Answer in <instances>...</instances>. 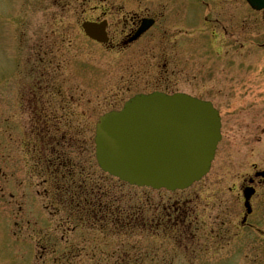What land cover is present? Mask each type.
Returning <instances> with one entry per match:
<instances>
[{
	"label": "rangeland",
	"instance_id": "1",
	"mask_svg": "<svg viewBox=\"0 0 264 264\" xmlns=\"http://www.w3.org/2000/svg\"><path fill=\"white\" fill-rule=\"evenodd\" d=\"M179 1L170 4L169 0H0L1 261L7 255L5 249L15 250L8 242L19 239L14 237L18 213L15 195L25 193L22 199L21 196L17 199L22 203L23 217L28 218L25 206L32 202V193L35 190L44 193L47 189L43 184L45 167L35 172L33 164L41 161L44 165L52 157L55 174L62 175L64 168L57 160L67 157L64 160L72 165L69 164L68 172L77 178L75 184L81 182L80 174L91 178L103 175L95 159L96 123L99 117L121 109L137 94L187 93L213 102L222 116L223 139L210 174L203 180L202 187L196 186L193 191L216 193L226 204L223 208L236 213L235 190L240 180L252 172L256 154L264 161V49L256 47L258 38L260 40L259 23L261 43H264V17L259 21L260 17L248 7L246 12L244 7H236L233 17L238 18L240 24L244 19L248 23L246 67L231 64L223 74L212 71L206 77H202L205 68L201 65H205V61L201 56L200 67L195 69L198 74L194 69L184 70L175 61L178 54L172 52L168 57L157 36L153 38L155 41L143 39L130 51L111 52L91 43L81 30L84 21L108 19L115 36L116 28L130 27L133 21L144 17L161 16L165 9L170 15H180L187 7L181 9ZM180 58L193 60L191 57L187 60L184 54ZM170 59L173 64L166 63ZM41 98H48L49 102L38 100ZM38 107L44 113L47 110L51 113H48L52 118L49 133L44 131L45 123L37 120ZM34 150H37L35 158ZM47 151L51 156H47ZM259 165L264 169V163ZM60 186L68 192L64 182ZM60 186L55 184V196ZM118 189L132 201L134 209L141 214L144 212L147 190L123 185H118ZM57 198L55 203H58ZM69 198L61 196L60 201L66 202ZM39 202L46 204L49 199L42 197ZM63 215L61 217L66 218ZM32 226H26L30 232L23 230V234L26 231L25 236L32 239L25 238L27 241L40 243L49 239L51 231L37 235ZM60 226L53 231L54 239L61 241L63 235H67ZM42 235L45 238L40 241ZM81 237L84 233L77 232L69 239L78 241ZM143 239L134 238L135 251L143 249V243L137 242ZM231 249V252L235 250L233 246ZM212 258V255L206 256V259ZM87 264L94 263L87 261Z\"/></svg>",
	"mask_w": 264,
	"mask_h": 264
},
{
	"label": "flooded vegetation",
	"instance_id": "2",
	"mask_svg": "<svg viewBox=\"0 0 264 264\" xmlns=\"http://www.w3.org/2000/svg\"><path fill=\"white\" fill-rule=\"evenodd\" d=\"M175 1V0H174ZM173 1V2H174ZM180 15H170L168 10L155 20L152 30L140 40L129 43L138 28L139 20L131 26L116 28L112 35V50L129 51L136 43L149 36H158L166 50L178 54L177 65L182 69H198L199 59L206 57V73L223 72L231 67H246L247 20L233 16L236 7L247 10L246 0H181ZM172 3V2H171ZM170 3V4H171ZM180 9V11H181ZM243 10V9H242ZM244 11V10H243ZM262 19V13L250 11ZM246 14V13H245ZM247 15V14H246ZM248 16V15H247ZM239 21V23H238ZM243 25L241 27L240 25ZM258 47L261 43V24H258ZM155 29V30H154ZM155 31V32H154ZM116 36H119L118 38ZM116 40V41H115ZM110 43V44H111ZM109 44V46H110ZM264 48V47H263ZM189 53V55H188ZM189 60L183 61L180 55ZM171 57V56H169ZM238 57V63H237ZM170 61H167V63ZM172 63V61H171ZM204 70V69H203ZM198 74V70H195ZM198 78V75L196 76ZM198 81V80H197ZM251 165L252 172L242 177L240 188L249 187L254 196L246 202L238 194L240 208L232 214L222 199L215 193H147L144 212H136L126 194H120L113 185L107 186L92 196L84 197L78 204L82 219L92 221L81 224L84 237L72 241L68 237L58 241L54 235L48 240L27 246L28 255L23 264H181L189 259L195 264H204L207 255L222 256L212 264H229V246L234 245L233 257L262 264L264 253V161L261 156ZM92 196V197H91ZM141 215V219H139ZM69 221V218H68ZM88 231V233H87ZM91 233V234H90ZM143 243L140 252L134 250L133 240ZM253 237L255 239H253ZM121 248V249H119ZM246 249L251 254H246ZM38 250L46 255L34 256ZM9 264H18L12 257Z\"/></svg>",
	"mask_w": 264,
	"mask_h": 264
},
{
	"label": "water",
	"instance_id": "3",
	"mask_svg": "<svg viewBox=\"0 0 264 264\" xmlns=\"http://www.w3.org/2000/svg\"><path fill=\"white\" fill-rule=\"evenodd\" d=\"M264 9V0H251ZM89 35L105 41L99 28ZM100 32V31H99ZM210 104L186 95L137 96L100 120L97 155L102 169L131 185L185 189L206 175L220 140Z\"/></svg>",
	"mask_w": 264,
	"mask_h": 264
}]
</instances>
